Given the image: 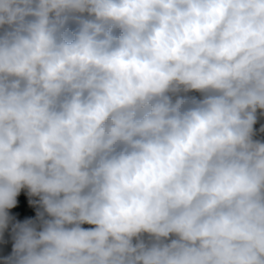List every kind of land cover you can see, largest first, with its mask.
<instances>
[{
  "label": "clouds",
  "instance_id": "obj_1",
  "mask_svg": "<svg viewBox=\"0 0 264 264\" xmlns=\"http://www.w3.org/2000/svg\"><path fill=\"white\" fill-rule=\"evenodd\" d=\"M261 118L264 0H0V264H264Z\"/></svg>",
  "mask_w": 264,
  "mask_h": 264
},
{
  "label": "trees",
  "instance_id": "obj_2",
  "mask_svg": "<svg viewBox=\"0 0 264 264\" xmlns=\"http://www.w3.org/2000/svg\"><path fill=\"white\" fill-rule=\"evenodd\" d=\"M260 124H264V118H261L260 122L257 124V129H259ZM264 137V134H261ZM18 203L17 206L10 210L11 214L16 218V220L22 221V218L26 214V207L29 204V197L26 191H22L20 195L17 197ZM36 213V208L32 205L30 206V210L28 212L27 218H34ZM5 243H0V256H6L11 252V237L5 234Z\"/></svg>",
  "mask_w": 264,
  "mask_h": 264
},
{
  "label": "built area",
  "instance_id": "obj_3",
  "mask_svg": "<svg viewBox=\"0 0 264 264\" xmlns=\"http://www.w3.org/2000/svg\"><path fill=\"white\" fill-rule=\"evenodd\" d=\"M30 206H31L30 204L27 205V207H26V209H25V210H26V214H25V216L22 218V221L25 220V219L27 218L28 212H29V210H30ZM85 227H88V226L85 225Z\"/></svg>",
  "mask_w": 264,
  "mask_h": 264
},
{
  "label": "water",
  "instance_id": "obj_4",
  "mask_svg": "<svg viewBox=\"0 0 264 264\" xmlns=\"http://www.w3.org/2000/svg\"><path fill=\"white\" fill-rule=\"evenodd\" d=\"M7 235H9L8 233H6ZM10 236V235H9Z\"/></svg>",
  "mask_w": 264,
  "mask_h": 264
}]
</instances>
